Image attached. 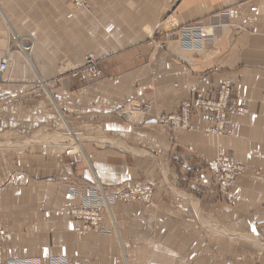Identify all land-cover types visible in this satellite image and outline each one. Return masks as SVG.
Wrapping results in <instances>:
<instances>
[{
  "label": "crops",
  "instance_id": "1",
  "mask_svg": "<svg viewBox=\"0 0 264 264\" xmlns=\"http://www.w3.org/2000/svg\"><path fill=\"white\" fill-rule=\"evenodd\" d=\"M12 35L31 47L11 55L0 131H38L47 84L54 123L95 133L70 157L81 181L93 173L99 185L153 189L147 203L117 201L118 236L81 240L72 233L70 205L53 202L65 196L61 183L24 176L9 183L4 171L1 207L12 233L4 259L54 254L58 244L93 245L94 264H124L123 244L125 264H264V0H85L80 7L0 0V56ZM89 55L102 75L70 78ZM227 79L231 101L249 112L230 117L223 135L171 133L159 123L198 92L214 97ZM219 147L245 171L233 187L201 188L211 186ZM19 200L25 206L16 211ZM199 209L208 224L195 219Z\"/></svg>",
  "mask_w": 264,
  "mask_h": 264
},
{
  "label": "rangeland",
  "instance_id": "2",
  "mask_svg": "<svg viewBox=\"0 0 264 264\" xmlns=\"http://www.w3.org/2000/svg\"><path fill=\"white\" fill-rule=\"evenodd\" d=\"M23 40L20 41L18 36H14V35L8 36L7 51H9L10 58H11L12 53L15 51H19V54H20V50L24 52L25 51L29 52L31 43L29 40L28 41L24 40L25 42ZM7 51L0 57L6 56ZM95 59H96L97 67L101 71V74H100L101 76L102 69L99 66L98 59L96 57ZM86 60L79 67L86 64ZM77 68L69 72L68 76H70V78H75L79 76H85L88 79L97 78V77H90L88 74L86 75L83 73H75L74 71ZM12 78H14V74H13V67L11 64L10 70L6 72L3 75V77L0 75V83L2 84L0 85V94L6 91V89L3 87L7 79H12ZM223 81H221L218 84L215 90L214 97H208L204 95L205 93L203 92H198L197 95L201 93L202 95H204L202 97H208V98L215 99L218 96L219 86L221 85ZM11 87H13V85ZM42 87L44 88L42 89L46 94L47 93L50 94L49 92L50 87L47 84H44V86L42 85ZM10 91L17 92L20 90L13 87L12 89H10ZM43 91L41 90L40 92L44 100H41V106H40L41 117H40L38 131L37 130H34L32 132H26V131H23V132L22 131H19V132L3 131L1 132L0 131V174L1 176H3V173L5 171V173L8 174L9 183L21 176L29 177L35 181H49V180H54V179L57 180V182L61 183V189L59 188L57 189V191L62 194V189H64L63 195L65 196H60L57 194L53 202L57 205V201L58 203L59 202L62 203L64 199L65 200L64 204L70 205L69 215H70L71 221L73 222L72 233L74 237H78L81 240H84L86 239V237H90L92 235L118 236L119 232H117L118 228L116 224L115 213L113 210L114 206L117 203V201H121L124 203L131 202V201L126 202V201L121 200L120 195H119L120 192L126 189L137 188L143 185H146L147 187H149L151 191L153 188L151 187L149 183L147 184L142 183V184L135 185V186H129V185L127 186L126 184H123L118 187L101 185L103 187L102 189V187L99 184H97V182L95 181L96 176L93 175V173H92V181L88 183L87 182L85 183V181L84 182L81 181L79 177V173L74 169L76 166L73 163L74 161L72 160L71 164L69 162L71 161L70 157H72L74 160L77 159L74 157V154L78 152V155H81L82 150H83L81 142L86 140L84 139L86 137L87 139H93V140L96 139L95 133L94 132L88 133V135L86 136L84 135V133H81L79 128H76L78 127L79 124L71 125L75 130V131L73 130L74 132H72L71 130L69 131L65 127L64 125L65 122L61 121L59 123H54V119H55L54 109L51 104L49 105L51 101L45 98L46 94H44ZM197 95L195 97H197ZM47 96L49 97L50 95H47ZM185 101L186 100L182 101L181 103ZM180 105L175 111L171 113L162 114L159 117V123L165 126L171 133H174L178 130H187V131L197 130V131H201V133L204 134L202 130L205 131V129H208L214 126V118L210 113L201 114V116L199 117L196 116V114L194 113L191 117V121L193 122V127L188 128V129L178 128L174 126L168 127L167 125H165L164 123L160 121L161 117H164V116L168 117L170 115H173L175 112H178ZM142 106L147 107V110L143 109L144 111L148 112L150 110V105L144 104ZM248 112H249V109H248ZM204 117L208 119L209 123L205 124L203 122ZM233 117H243V116H233ZM70 124L71 123H69V125ZM64 129H67V131L65 132ZM223 134L224 133L210 134V135L204 134V135L217 137ZM32 141H34V143L35 142L39 143V146L41 147L40 148L32 147L30 144ZM15 142H20V143L15 144ZM220 150H222V152L224 151L222 147H219L217 150V155H216V159L214 163V169L212 171L211 186L201 184L200 186L201 188L203 186H205L203 188L209 187L212 189L213 188H220V189L228 188V186L220 183V181L216 179V174H218L219 176L222 173V171L218 173L219 170L217 167V163L220 157V154H219ZM235 162L238 163L237 161ZM69 164L71 166L70 169L67 168ZM238 164H241V163H238ZM244 171H245V166H244ZM101 189L103 190L104 194L100 192ZM150 196H151V192H150ZM148 199L149 198L147 197L140 198V199L136 198L132 201H140V202L147 203ZM201 199L202 200H200V205L202 207L203 205L202 203L205 204L207 199L206 197H201ZM24 206H25V202L22 200H19L15 204H13L12 207H14V210L18 211V210L23 209ZM200 209H199L198 214L196 213L194 214V217L197 221L201 222L203 219V216L201 215ZM203 221H206L205 223L208 224L207 222L208 220L203 219ZM212 226L213 225H211V227ZM0 234L3 239L2 253L0 255V264H94L93 259H92L93 250L91 249L93 245H71L69 248H67V245L58 244L56 245L57 252L54 254L51 253V254L44 255L42 253H39L36 255L13 256V257H8L4 259L3 250H4L5 245L8 243L12 233L7 227L5 218L3 217V214H2L1 195H0ZM67 249H72V250H67ZM145 249L147 250V247L142 248L140 251H145ZM126 250L127 249L125 248V245L119 244V253H120L121 261H123L124 264L126 263L125 261Z\"/></svg>",
  "mask_w": 264,
  "mask_h": 264
},
{
  "label": "built area",
  "instance_id": "3",
  "mask_svg": "<svg viewBox=\"0 0 264 264\" xmlns=\"http://www.w3.org/2000/svg\"><path fill=\"white\" fill-rule=\"evenodd\" d=\"M76 6H84L85 0H71ZM10 55L7 51L6 56L0 57V75H3L10 70ZM75 73L88 74L90 77H99L101 71L98 69L96 64V59L93 55H90L86 64L78 67ZM233 82L229 79L224 80L219 86L218 96L213 98L202 97L201 93L197 97L188 99L181 103L178 112L168 117H161L160 121L165 125L174 126L178 128H192L193 122L191 121L192 115L195 113L196 116H201V114H211L214 118V126L205 129L204 134H222L226 131V123L231 116H244L248 113V108L243 105H237L231 101ZM142 109L147 110V107ZM220 157L217 163L218 173H222L218 176L216 174V179L220 183L232 187L236 184L238 178L242 175L244 171V166L236 163L232 158H230L224 151H219ZM101 186V185H100ZM102 187V186H101ZM103 188V187H102ZM104 194L103 190H100ZM151 189L146 185L139 186L133 189H126L120 192V199L123 201H132L136 198H149ZM3 239L0 234V255L2 253Z\"/></svg>",
  "mask_w": 264,
  "mask_h": 264
},
{
  "label": "bare ground",
  "instance_id": "4",
  "mask_svg": "<svg viewBox=\"0 0 264 264\" xmlns=\"http://www.w3.org/2000/svg\"><path fill=\"white\" fill-rule=\"evenodd\" d=\"M10 63H11V61H10ZM10 68H11V64H10ZM103 189V188H102Z\"/></svg>",
  "mask_w": 264,
  "mask_h": 264
}]
</instances>
